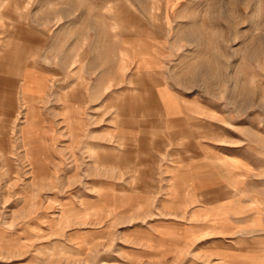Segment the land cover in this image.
Listing matches in <instances>:
<instances>
[{
    "label": "rangeland",
    "instance_id": "374dc122",
    "mask_svg": "<svg viewBox=\"0 0 264 264\" xmlns=\"http://www.w3.org/2000/svg\"><path fill=\"white\" fill-rule=\"evenodd\" d=\"M4 93L0 264H264V0H0Z\"/></svg>",
    "mask_w": 264,
    "mask_h": 264
},
{
    "label": "crops",
    "instance_id": "0c3cea01",
    "mask_svg": "<svg viewBox=\"0 0 264 264\" xmlns=\"http://www.w3.org/2000/svg\"><path fill=\"white\" fill-rule=\"evenodd\" d=\"M24 40L26 41V43H30L31 42L30 36L28 38H25ZM11 55L13 57L14 62H16L19 54L16 53V51H13V53H11ZM139 69H141V68H139ZM142 70H143V68L141 69V71ZM10 72H12V74L16 75L17 72H18V69L15 66L11 71H7V73H10ZM25 79H26V84L24 85V88L22 90V99H23L24 103L27 106V114H26V117H25V125H26V119H27L28 114L30 112H32L34 117H36L35 120L37 121V125H39V120H38L37 115H36V107H35V102H34L36 100V97L32 93H30L31 92L30 90H32L36 86L37 82L42 83V84H43V82L40 79H37V78L36 79L35 78L32 79L31 76L29 77L28 75L25 77ZM39 83H37V84H39ZM141 85H143V90L144 91L146 90V92H149L147 85L142 84V82H141ZM37 86H39V85H37ZM43 86H44V88L42 87L43 90H42L41 94L44 92V89H45V85L44 84H43ZM160 88H161V86H158V89L154 91L152 96L154 97L155 101L158 103V106L160 107L161 111L163 112L164 118L167 121L171 122L174 119H176V117H177V116L174 115V113L176 111H180V110L175 105V103L173 101H171L169 98H167L165 96V92L164 91L159 90ZM25 94L27 95L26 99H24V95ZM73 96L74 95H72L70 97V99H68V103L69 104L73 103L74 101H76L75 97H73ZM0 102H1L0 107H1V110L3 112H5L6 110L10 111V109L13 107L12 99H11V97H10V95L8 93H4V96H3V98L1 99ZM30 106H32V107L30 108ZM25 125H24V127H25ZM3 138L4 137L2 135H0V143L4 146ZM219 188H221V187H219V186L216 187V188L213 187V188H210L209 190L212 189L213 191H215V190H218ZM191 191L192 190H190V193H191ZM190 205H192V203L189 204V206ZM198 206H200V205L195 204V205H192L191 207H198ZM203 206L204 207H209L210 204H206V205H203ZM221 259L222 260L227 259L229 261L237 262V261H241L242 259H244V255L241 254L240 252H223V253H221Z\"/></svg>",
    "mask_w": 264,
    "mask_h": 264
},
{
    "label": "bare ground",
    "instance_id": "6f19581e",
    "mask_svg": "<svg viewBox=\"0 0 264 264\" xmlns=\"http://www.w3.org/2000/svg\"><path fill=\"white\" fill-rule=\"evenodd\" d=\"M38 89H39V86H38ZM40 89H41V88H40ZM32 90H33V89H32ZM32 90H30V91H32ZM3 149H5V148H3ZM6 149H7V148H6ZM6 149H5V150H6ZM5 150H4V151H5ZM5 152H6V151H5Z\"/></svg>",
    "mask_w": 264,
    "mask_h": 264
}]
</instances>
